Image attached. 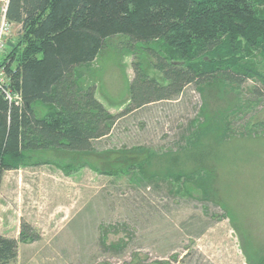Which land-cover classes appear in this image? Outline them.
<instances>
[{
    "label": "trees",
    "instance_id": "trees-1",
    "mask_svg": "<svg viewBox=\"0 0 264 264\" xmlns=\"http://www.w3.org/2000/svg\"><path fill=\"white\" fill-rule=\"evenodd\" d=\"M2 2L6 21L19 31L0 60V173L59 156L65 175L89 167L128 176L137 186L174 182L186 193L191 187L190 198L221 208L219 153L237 134L228 129L227 114L211 113L205 95L253 81L254 93L264 96V0H0V19ZM112 49L131 56L134 73L121 116L191 84L204 94L199 117L175 150L93 147L110 135L117 116L84 78ZM36 239L26 223L17 239L0 235V264L15 261L19 244ZM242 244L248 264H264V255L251 258Z\"/></svg>",
    "mask_w": 264,
    "mask_h": 264
},
{
    "label": "rangeland",
    "instance_id": "rangeland-1",
    "mask_svg": "<svg viewBox=\"0 0 264 264\" xmlns=\"http://www.w3.org/2000/svg\"><path fill=\"white\" fill-rule=\"evenodd\" d=\"M18 31L11 25L0 60ZM131 61L126 53L107 50L85 74L95 84V97L117 116L110 135L93 147L175 150L199 117L204 94L191 84L178 96L121 116L134 74ZM255 85L248 81L221 96L216 87L205 95L211 113L227 114L228 129L237 134L219 153L221 208L190 198L191 187L186 193L174 182L137 186L128 176L89 167L65 175L59 156L49 155L50 164L2 171L0 235L17 239L21 223L37 235L19 244L10 264H248L243 241L251 258L263 256L264 96L254 93ZM224 208L228 215L221 219Z\"/></svg>",
    "mask_w": 264,
    "mask_h": 264
},
{
    "label": "built area",
    "instance_id": "built-area-1",
    "mask_svg": "<svg viewBox=\"0 0 264 264\" xmlns=\"http://www.w3.org/2000/svg\"><path fill=\"white\" fill-rule=\"evenodd\" d=\"M5 8L6 7L4 6L1 9L2 16L0 19V54L4 50L5 43H6V37L9 33L11 25H12V24L8 23L5 19ZM1 75H2V79H1ZM3 75H4L3 70H0V87H1L2 83L4 82ZM6 96L9 100L13 99L12 96H10L7 93H6Z\"/></svg>",
    "mask_w": 264,
    "mask_h": 264
}]
</instances>
